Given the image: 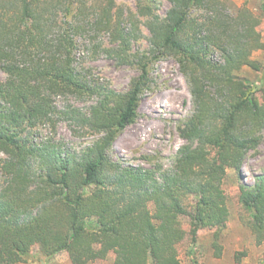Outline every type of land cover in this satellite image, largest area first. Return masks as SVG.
I'll list each match as a JSON object with an SVG mask.
<instances>
[{
  "label": "trees",
  "instance_id": "1",
  "mask_svg": "<svg viewBox=\"0 0 264 264\" xmlns=\"http://www.w3.org/2000/svg\"><path fill=\"white\" fill-rule=\"evenodd\" d=\"M90 1L0 0V264H22L35 246L49 258L67 252L75 264L110 252L114 264H180L179 243L188 235L194 248L201 229L216 228L218 236L225 227L221 181L229 170L241 178L250 151L264 141V99L234 74L243 66L261 70L252 59L264 47L258 22L218 0H171L165 19L150 25V48L131 56L139 74L129 90L107 92L80 116L99 138L76 154L36 144L38 127L58 114L55 97L101 88L76 67L88 27L110 30L119 59H130L125 12L111 30L114 0ZM163 55L188 79L196 113L182 130L190 145L170 172L153 178L116 166L112 151L138 117L150 64ZM239 202L264 242V176L240 185Z\"/></svg>",
  "mask_w": 264,
  "mask_h": 264
},
{
  "label": "rangeland",
  "instance_id": "2",
  "mask_svg": "<svg viewBox=\"0 0 264 264\" xmlns=\"http://www.w3.org/2000/svg\"><path fill=\"white\" fill-rule=\"evenodd\" d=\"M108 0H91L103 6ZM232 15L250 14L258 24L256 31L264 44V0H218ZM111 30L116 28L121 10L128 18L126 32L129 34L127 63L118 56V43L109 30L97 31L87 28L88 33L78 39L76 67L92 84L101 87L96 94L84 96H57L58 108L54 123L40 125L35 143L47 145L62 154H76L94 143L99 134L91 130L80 119L98 105L109 91L124 93L131 81L138 76L132 57L150 48L152 22L165 19L172 7L171 0H114ZM194 9L193 14L201 16ZM248 11V12H247ZM261 70L243 66L234 74L237 78L252 84L257 95L264 99V47L253 52ZM150 84L143 93L138 117L116 139L112 161L116 166L149 173L153 178L164 175L174 168L180 150L190 145L182 137V130L196 113L195 101L188 79L182 73L178 62L163 55L149 67ZM5 75L0 73V80ZM166 100V101H165ZM169 100H171L169 102ZM76 112V115L74 114ZM78 112V113H77ZM80 114V115H78ZM81 116V118H82ZM199 144L196 141V144ZM0 158H5L3 154ZM264 176V141L258 149L251 150L241 171V178L229 170L221 181L226 193L228 220L216 236V228H203L198 232L197 242L192 248L189 235L179 243L180 264H264V242H261L249 225V214L239 202L240 185H253L256 178ZM5 178L0 177V184ZM183 228L188 232L189 222L183 219ZM193 252V253H191ZM195 258V262L192 260ZM116 255L110 252L103 260L88 264H114ZM22 264H75L67 252L54 257L41 253L38 246Z\"/></svg>",
  "mask_w": 264,
  "mask_h": 264
},
{
  "label": "bare ground",
  "instance_id": "3",
  "mask_svg": "<svg viewBox=\"0 0 264 264\" xmlns=\"http://www.w3.org/2000/svg\"><path fill=\"white\" fill-rule=\"evenodd\" d=\"M166 101V100H165ZM171 100H169V102H170Z\"/></svg>",
  "mask_w": 264,
  "mask_h": 264
}]
</instances>
